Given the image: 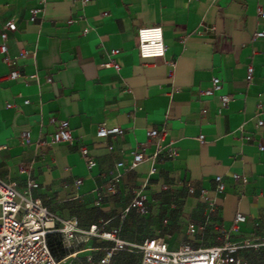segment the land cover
<instances>
[{
  "label": "crops",
  "instance_id": "1",
  "mask_svg": "<svg viewBox=\"0 0 264 264\" xmlns=\"http://www.w3.org/2000/svg\"><path fill=\"white\" fill-rule=\"evenodd\" d=\"M34 7L39 12L30 20ZM10 19L17 26L5 41L12 61L0 54L2 180L21 189L33 179L38 186L31 193L48 209L76 218L80 228L103 229L137 220L138 212L125 208L132 190L145 185L147 210L138 223L148 231L142 227L136 238L119 231L135 243L162 236L170 248L208 246L222 238L218 226L233 241L264 238V123L257 125L264 121V35L255 36L264 32V0H0V32ZM150 25L162 28L164 56L138 54L137 29ZM112 48L119 52L110 56ZM12 70L18 77H9ZM213 76L221 88L206 95ZM221 94L231 96L223 106ZM61 119L72 139L52 142ZM101 121L123 132L97 137ZM152 128L167 131L154 172L158 149L146 135ZM23 131L30 132L26 142ZM81 145L95 160L91 168ZM166 147L177 154L169 156ZM136 151L144 158L135 167H116ZM117 172L115 192L98 201ZM236 212L245 220L232 229ZM189 223L199 228L194 234L186 233ZM81 243L74 250L94 260L111 244L97 237ZM119 252L124 264H138V251Z\"/></svg>",
  "mask_w": 264,
  "mask_h": 264
},
{
  "label": "built area",
  "instance_id": "2",
  "mask_svg": "<svg viewBox=\"0 0 264 264\" xmlns=\"http://www.w3.org/2000/svg\"><path fill=\"white\" fill-rule=\"evenodd\" d=\"M260 10V9H259ZM258 10V11H259ZM39 8L34 7L30 10V20H34L38 15ZM14 20H7L0 32V54L4 61H12L8 54L6 39L8 31L16 29ZM211 28H214L213 26ZM264 32L259 31L255 36H263ZM166 46L163 40L162 28L160 25L140 26L137 29V51L143 58L164 56ZM27 51L23 50L22 54ZM119 48H112L109 55H115ZM104 65L119 68L117 62L107 61ZM19 72L12 70L9 73L10 78L18 77ZM253 76V65L247 64L245 79L251 80ZM221 88V80L218 76L211 78V86L202 92L206 95H213ZM231 99L228 94L219 95L220 104L223 106ZM27 100H25L26 102ZM11 106V104H7ZM262 119L257 120V125H262ZM123 129L120 126H107L104 121L96 124V136L107 137L110 134H120ZM165 128L160 130L156 128L148 129L146 135L155 139L157 151L154 152L151 159L153 165L150 172H154L155 163L159 161V153L163 146L162 142L166 137ZM29 131L21 133L24 141L29 140ZM202 135L199 136L202 139ZM249 139V135L244 136ZM72 130L67 120L57 121L56 129L51 134L52 142L71 141ZM262 149L263 146L259 145ZM80 153L84 158L86 166L91 168L95 164L94 158L90 155L86 145L80 146ZM167 149V147H166ZM168 155L175 156L176 148H168ZM144 158V153L140 151L133 152L131 160L125 162L123 159L116 162V167L127 166L135 167ZM235 178L238 174H233ZM121 173L117 172L110 183L105 187L102 194L98 196L99 201L104 194H113L116 185L119 182ZM215 189L221 192L224 188L221 175H216ZM80 182V179L77 180ZM38 183L33 179H28L23 188L18 189L13 182H6L0 178V264H72L65 261L63 257H57L50 249L48 239L50 236H58L64 248H70L81 242L88 241L92 237L101 238L110 241L111 244L104 246L102 254L97 260L91 257L87 258L85 264H110L113 256L123 250L138 251L140 259L138 264H249V261L241 254L243 248H258L264 246V238L254 240L233 241L226 234L225 230L219 226L216 228L223 234L216 243L208 246L193 247L188 243H182L176 248H170L162 236H151L143 239L140 243L125 240L119 236V227L109 229L99 228L96 224H91L88 228H80L76 218H62L57 215L44 203L38 196H34L31 191L36 188ZM167 188V186H163ZM145 185L132 190L129 197L126 211L131 209L143 214L147 210L148 196L145 192ZM189 192H193V187H188ZM200 195L207 199L206 191L200 190ZM245 220L244 214L236 212L232 229H236L239 222ZM201 228V227H200ZM198 227L189 223L186 233L194 234ZM77 234L81 239L77 240ZM77 251L73 250L70 255L75 257Z\"/></svg>",
  "mask_w": 264,
  "mask_h": 264
},
{
  "label": "rangeland",
  "instance_id": "3",
  "mask_svg": "<svg viewBox=\"0 0 264 264\" xmlns=\"http://www.w3.org/2000/svg\"><path fill=\"white\" fill-rule=\"evenodd\" d=\"M133 219H137L133 224H127L125 225L124 222L121 224V232L122 236L124 237V233H126V236H133L134 238L137 237L136 233L144 227L146 231L147 229V224L141 225V222L143 220V217H141L140 214L134 213ZM53 247L55 254L63 257L65 261H70L72 264H77V263H84L87 259L85 251H81L76 253L75 257H72L70 253L74 249H79L80 247H83L85 243H81L78 245H73L70 248H64L59 241V237L56 236V239L53 240ZM60 243V246L58 245ZM241 253L248 259L250 264H264V246L258 247V248H243ZM98 251H93L92 252V257L96 258L98 256ZM138 253H136L134 256H130V262L135 263L138 259ZM114 264H124V252H118L115 254Z\"/></svg>",
  "mask_w": 264,
  "mask_h": 264
},
{
  "label": "trees",
  "instance_id": "4",
  "mask_svg": "<svg viewBox=\"0 0 264 264\" xmlns=\"http://www.w3.org/2000/svg\"><path fill=\"white\" fill-rule=\"evenodd\" d=\"M56 239V236H50L49 239H48V244H49V247L50 249L53 251V253L55 254V251H54V247H53V240ZM60 241V240H59ZM58 245L60 246V243H58ZM242 251V250H241ZM242 254V253H241ZM56 255V254H55ZM243 255V254H242ZM57 257H60L58 255H56ZM244 256V255H243ZM245 257V256H244ZM246 258V257H245ZM247 259V258H246ZM248 260V259H247ZM250 264V262H249Z\"/></svg>",
  "mask_w": 264,
  "mask_h": 264
}]
</instances>
